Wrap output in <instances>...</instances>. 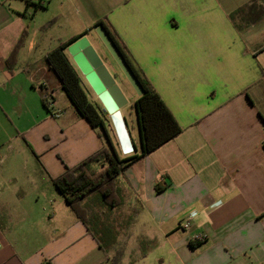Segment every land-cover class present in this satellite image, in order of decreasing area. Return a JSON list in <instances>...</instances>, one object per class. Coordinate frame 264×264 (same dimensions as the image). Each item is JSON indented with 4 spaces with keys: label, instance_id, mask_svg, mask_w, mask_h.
Instances as JSON below:
<instances>
[{
    "label": "crops",
    "instance_id": "1",
    "mask_svg": "<svg viewBox=\"0 0 264 264\" xmlns=\"http://www.w3.org/2000/svg\"><path fill=\"white\" fill-rule=\"evenodd\" d=\"M253 5L264 0H0V264H112L124 233L121 264H264V65L247 43L264 16L242 28L230 18ZM40 12L52 15L50 35L39 33ZM98 21L125 45L182 133L118 177L121 205L111 208L99 194L84 201L89 230L51 180L108 141L73 105L67 117L55 115L63 88L46 55L88 29L107 53ZM26 30L10 72L6 61ZM133 105L127 121L139 143ZM29 165L44 181H18L15 171Z\"/></svg>",
    "mask_w": 264,
    "mask_h": 264
},
{
    "label": "trees",
    "instance_id": "2",
    "mask_svg": "<svg viewBox=\"0 0 264 264\" xmlns=\"http://www.w3.org/2000/svg\"><path fill=\"white\" fill-rule=\"evenodd\" d=\"M40 6H42L41 2L36 4V8ZM254 16L263 17L264 7L258 8L253 5L252 7L242 8L232 13L230 18L234 21L240 18L245 22L247 17L250 21H253ZM98 26L105 27L145 90L144 95L138 97L134 103L135 106L133 105L134 110H137L141 140L139 143L133 140L135 151L131 155L125 158L120 157L110 133V127L113 125L108 114L103 112L102 107L96 106L90 101L82 86V78L66 53L70 44L88 35L91 29L67 42L60 43L46 55L49 68L59 79L64 92L79 115L88 121L94 129L98 130L101 137L105 136L108 141L107 146L83 160L79 165L73 168L68 167L62 175L53 178L55 187L89 230L90 219L88 210L83 204L84 201L93 194H99L109 207L114 208L121 205L122 198L117 188L118 177L134 163L144 159L182 133V127L162 96L144 76L125 45L111 30V27L105 21H98L95 27ZM238 27L242 28L240 24ZM27 33V30L23 33L6 61L10 72H13L18 62V54L25 44ZM42 101L45 107L51 110L52 101L46 95L42 97ZM98 163L101 164V167L95 169L94 165ZM157 190L162 189L157 187ZM124 254L125 248L118 247L111 257L112 264H121Z\"/></svg>",
    "mask_w": 264,
    "mask_h": 264
},
{
    "label": "water",
    "instance_id": "3",
    "mask_svg": "<svg viewBox=\"0 0 264 264\" xmlns=\"http://www.w3.org/2000/svg\"><path fill=\"white\" fill-rule=\"evenodd\" d=\"M95 32L106 48L109 57L132 85L138 97L144 95L145 90L139 78L105 27L98 26ZM67 52L97 95L103 107V112L108 114L121 149L125 154L133 153L135 151L134 142L128 128V121L122 112V109L128 105L129 101L118 85L116 77L111 73L98 51L91 44L88 35L70 44L67 47Z\"/></svg>",
    "mask_w": 264,
    "mask_h": 264
},
{
    "label": "rangeland",
    "instance_id": "4",
    "mask_svg": "<svg viewBox=\"0 0 264 264\" xmlns=\"http://www.w3.org/2000/svg\"><path fill=\"white\" fill-rule=\"evenodd\" d=\"M35 7H34V5H32L31 11H30L31 14L34 13ZM247 11H248V9L246 10V12ZM51 16L52 15L45 14V12H40L37 14V26L38 27L46 26L45 28L41 29L39 33L42 32L45 35H50L54 31V28H52L51 25L47 26V24H48L47 22H49ZM246 19L247 20L245 22L242 21L240 18L238 19V23L240 24V26H246L247 24H249L251 22L248 17ZM88 38H89L91 44L98 51L99 55L102 57L104 63L109 68L111 73L113 74V71L119 72L118 67L114 64L113 60L109 57L108 53H103V50H102L103 48L100 45V43L98 41H96L93 37H91L90 35L88 36ZM247 43L249 46H251L253 48H257L255 50H257L261 53L260 61L264 65V24L257 25V27H255L251 33L247 34ZM106 57H108L109 59H106ZM116 81H117L118 85L120 86V88L122 89V91L124 92L125 96L127 97L128 101H129L128 105L122 109L123 115L125 116V118L127 120H129V118L131 116L130 113L133 112L131 109V106L138 99V95H137L136 91L134 90V88L132 87V85L125 78L124 75L121 74V76ZM82 86H83L84 90L86 91L90 101L93 102L96 106L102 107L97 95L92 90V88L90 87V85L88 84V82L85 80V78L83 76H82ZM55 97H56L57 102L54 105V111L56 113L57 112H63L64 113L66 110L67 115H65L64 117H67L70 113H74L72 106H71L73 104H71V102H70L69 98L67 97L66 93L64 92V90L59 89L55 93ZM135 115H136V113L134 111V113H132V116L135 117ZM58 116H59V114H58ZM128 128L130 129L129 124H128ZM110 133L116 141V134H115L113 126L110 127ZM103 138L106 139L105 136H103ZM115 145H116V148L118 149V151L120 152V148H119L120 146H118V143H116ZM131 154H128V155H131ZM79 164H77V165H79ZM77 165H75V166H77ZM75 166H70V168H73ZM8 167H9L8 165L3 166V168H4L3 170H5V172H6L5 174L11 172L8 169ZM35 167H36V165L33 168L31 167V165H29V168H26L25 166H21V169H17L15 172H16V176L18 177V181H44L42 176L35 172ZM37 167L40 171V167L39 166H37ZM5 174L3 175L4 179L7 177V176L5 177ZM51 181H53V179ZM118 236H120V235H118ZM122 236L123 237L125 236V237H124V240L120 243L119 247H121L123 249L125 248V250H126V244L127 243L125 240H126L127 234L124 233V235H122Z\"/></svg>",
    "mask_w": 264,
    "mask_h": 264
},
{
    "label": "built area",
    "instance_id": "5",
    "mask_svg": "<svg viewBox=\"0 0 264 264\" xmlns=\"http://www.w3.org/2000/svg\"><path fill=\"white\" fill-rule=\"evenodd\" d=\"M63 112H57L55 115L62 114ZM182 228L189 229L191 226L190 219L186 220L182 225ZM198 242H202L204 240L203 236H198L196 239ZM2 249V242L0 240V250Z\"/></svg>",
    "mask_w": 264,
    "mask_h": 264
},
{
    "label": "flooded vegetation",
    "instance_id": "6",
    "mask_svg": "<svg viewBox=\"0 0 264 264\" xmlns=\"http://www.w3.org/2000/svg\"><path fill=\"white\" fill-rule=\"evenodd\" d=\"M107 59V58H106ZM119 70V69H118ZM122 73L120 72V70H119V72L118 71H116V72H113V75L116 77V80L120 77V75H121ZM123 75V74H122Z\"/></svg>",
    "mask_w": 264,
    "mask_h": 264
},
{
    "label": "clouds",
    "instance_id": "7",
    "mask_svg": "<svg viewBox=\"0 0 264 264\" xmlns=\"http://www.w3.org/2000/svg\"><path fill=\"white\" fill-rule=\"evenodd\" d=\"M192 215H193V217H195V216H196V213H195V212H193V213H192Z\"/></svg>",
    "mask_w": 264,
    "mask_h": 264
},
{
    "label": "bare ground",
    "instance_id": "8",
    "mask_svg": "<svg viewBox=\"0 0 264 264\" xmlns=\"http://www.w3.org/2000/svg\"><path fill=\"white\" fill-rule=\"evenodd\" d=\"M127 150V149H126Z\"/></svg>",
    "mask_w": 264,
    "mask_h": 264
}]
</instances>
